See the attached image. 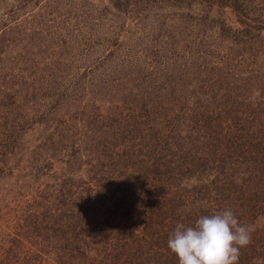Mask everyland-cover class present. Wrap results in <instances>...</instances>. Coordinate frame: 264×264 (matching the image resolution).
I'll return each instance as SVG.
<instances>
[{
	"label": "trees",
	"instance_id": "16d2710c",
	"mask_svg": "<svg viewBox=\"0 0 264 264\" xmlns=\"http://www.w3.org/2000/svg\"><path fill=\"white\" fill-rule=\"evenodd\" d=\"M108 1L116 13L137 16L128 11L136 0ZM172 1L146 0L141 10L185 9L173 14L185 36L124 51L123 21L102 37L105 55L80 61L92 115L76 104L80 76L54 88L47 75L59 84L64 75L48 65L40 74L49 93L20 113L30 95L35 101L27 73L42 64L23 56L43 43L37 30L0 19V180L17 169L8 195L22 224L1 237L0 264H178L167 249L175 225L225 208L253 229L237 264H264V0ZM160 17L159 29L168 19ZM75 30L71 37L86 49ZM33 122L45 128L38 150L58 156L60 169L39 155L10 165ZM45 176L48 183H37Z\"/></svg>",
	"mask_w": 264,
	"mask_h": 264
},
{
	"label": "rangeland",
	"instance_id": "374dc122",
	"mask_svg": "<svg viewBox=\"0 0 264 264\" xmlns=\"http://www.w3.org/2000/svg\"><path fill=\"white\" fill-rule=\"evenodd\" d=\"M0 1L2 2V4H0V19H5L2 21H5V23L9 25H15V27H21L23 25L29 29L33 28L34 30H37V33L41 34L39 38L40 42L43 43V46H41L39 49L33 43V45H31L27 50L28 54L23 56L24 59H30V61L34 63L35 66H37V63L39 62L42 64H38L37 71L29 70L31 74H29V71L28 73L25 72L29 76V80H27L26 83H28L30 89H35V95L33 98L35 101L32 102L30 95L29 98L24 100L26 107L24 106L21 109L22 111L20 110V113L29 114L32 113L29 111H35L38 104L36 106H34V104L36 102L39 103L42 98L46 97V93H49V88H47L45 80L44 78H41L42 75L40 74V69L48 71L47 66H44L48 65V67H51L50 70H54L53 74L56 76L57 73L55 70L57 69H59L58 75H64L61 79L58 78L60 81H62V84H59L57 79H52L49 74L47 75L49 81L56 80V85L55 82L52 83L54 88H57L59 85H62L64 88L66 82L72 83L75 77L80 76L77 84L78 92L77 96H75L77 99L76 104L80 103V106L84 107L88 112H90V115H92L93 110L90 103H93V101H91V94H88L89 92L83 93L81 88V83L83 82L81 74L83 73L84 65L80 64V61H95L102 55H105V52L109 49V45L102 43L101 41L103 40L102 37H104V34L108 33L112 26L113 28L120 26L124 21L126 31L125 33H119L120 36L118 38L119 41H122L120 44L123 45L122 50L124 51H126V49L130 50L135 48V45L137 44L141 45V47H145V49L148 47L154 48L169 46V43L172 42L170 37L173 35L178 33L181 36H185V32L181 31L183 21L174 16L176 13H185V9H161L149 6L146 10L142 11L141 9L145 8L146 0H136V5H134V1H130L131 6L128 11L132 10L133 12H137V16L134 17L130 15L128 16V14L123 16L119 13H116L114 10H112L108 0H31L27 2V4H20L22 9H19L18 5L16 6V4H14L16 0ZM168 1L170 4L174 3L172 0ZM157 3H159L158 5L162 7L160 2H155V4ZM183 5L184 7L186 6L185 3H182V6ZM12 6H14L13 11L10 8ZM11 12L14 14L10 15ZM164 14L168 17V19H164L161 22L163 26L161 29H159L158 22L161 19L160 16ZM112 15H117L120 19L116 20V23H112ZM74 28L79 31V33L82 35L81 37L86 38V49L81 46L83 42L80 45L75 41L76 39L74 40L71 37L70 34L73 30L76 33ZM156 33L158 34L157 40L154 39ZM56 34L59 35L56 37ZM122 36H124V38H121ZM13 52L14 51L11 53ZM55 60H58L59 63L55 64ZM68 63H70V67L66 66ZM5 65L8 67V69L4 68V73L8 74L9 76H15L13 68L11 67L13 65L7 63H5ZM39 81H44V87L39 84ZM23 83L24 82L22 81L18 86L24 87V85H22ZM45 86L46 89H44ZM41 87L43 88L41 89ZM59 89L60 92L63 91V89L61 90V87H59ZM72 91L76 94L75 90ZM49 96L50 94H48V97ZM46 102L47 99L45 98V101H42L41 103L45 104ZM99 103V100H96V105H99ZM16 118L19 117L16 116ZM72 118V121L75 122L78 119L77 117H75V119L73 116ZM33 123L31 125L32 127L26 132L25 135V148L20 149L21 151L12 157L10 160V165L16 163L18 164L20 163V160L23 159L24 161V159L27 157H29V162H31V156L37 157L39 155L41 159L45 158L46 156L50 157L52 160L51 167L56 170L60 169L54 161V158L58 156L54 157L53 153L49 152V150H38V141L45 136L43 131L45 128L44 125L42 127L41 125ZM47 131H49V129L46 130V132ZM29 150L32 154H30ZM14 171V175L12 173L8 178H3L0 180V239L8 232H22V224H19L21 222H17L18 220L16 219V217H19L20 214L15 210L16 204L11 202L12 200L10 199V195H8V192L12 189V186H16L17 177L15 174L17 169L15 168ZM49 181L50 178L45 176L40 178L37 183L43 185ZM31 185H33V187L29 189V192H32L33 195H38L41 192V187L37 186L38 184L35 183H31Z\"/></svg>",
	"mask_w": 264,
	"mask_h": 264
},
{
	"label": "clouds",
	"instance_id": "9594fccd",
	"mask_svg": "<svg viewBox=\"0 0 264 264\" xmlns=\"http://www.w3.org/2000/svg\"><path fill=\"white\" fill-rule=\"evenodd\" d=\"M252 230V225L240 223L232 208H225L202 215L191 225L178 222L168 236L167 249L178 264H237Z\"/></svg>",
	"mask_w": 264,
	"mask_h": 264
}]
</instances>
